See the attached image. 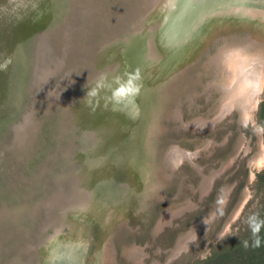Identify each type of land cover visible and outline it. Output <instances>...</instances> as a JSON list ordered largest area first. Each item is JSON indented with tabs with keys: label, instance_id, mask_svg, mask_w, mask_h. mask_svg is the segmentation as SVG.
I'll list each match as a JSON object with an SVG mask.
<instances>
[{
	"label": "rangeland",
	"instance_id": "rangeland-1",
	"mask_svg": "<svg viewBox=\"0 0 264 264\" xmlns=\"http://www.w3.org/2000/svg\"><path fill=\"white\" fill-rule=\"evenodd\" d=\"M26 1L0 0V264H12L15 258L23 264H40L45 244L61 224L56 217L73 219L70 213L80 188L91 191L90 199L104 200L113 208L111 212L124 207L122 217H113L109 227L101 224L100 216L89 205L80 209L84 217L79 214L77 219H89L82 231L89 243L82 264H94L91 258L104 238L108 249H113L115 264H191L203 260L214 245L240 228L245 206L251 210L259 200L256 183L257 174L264 169V125L258 112L264 105V83L255 123H244L234 108L212 127L184 124L216 118L229 71L220 63L212 64L210 58L225 61L223 56L232 49L223 51L225 45H244L257 31L246 23L216 28L207 46H199L193 59L167 83L164 106L156 121L161 130L152 139V158L161 172V183L155 192L151 189L144 194L143 189H134L129 170L134 164L130 157L137 152V145H131L138 141L141 127L125 131L118 141L110 116L117 112L111 106L112 80L124 76L126 44L143 23L137 11L146 0L130 4L134 14L126 26L111 15L114 28L105 18L103 0H37L27 7L22 4ZM87 8L91 16L85 19L82 13ZM43 12L49 22L45 32L39 31L35 27L38 22L33 20ZM116 15L121 18L124 13ZM102 18L107 24L97 36L94 31ZM145 24L155 34L159 23ZM96 38L99 48L94 41L89 59L87 51ZM147 41L155 47L158 40L152 36ZM63 45L64 50L71 45L75 54H64ZM241 50L238 68L249 72L247 64L254 62L244 60L254 52ZM81 96L93 106H82L81 112L89 116L83 124L78 118L74 120ZM66 103V115L52 112ZM174 113L180 117L174 118ZM163 126L168 130L163 132ZM22 138L27 147H22ZM179 149L188 151L191 158H183L174 167L166 157L169 151L180 155ZM98 157L108 158L114 167L89 169L87 163ZM213 173L208 192L204 182ZM105 175L108 179L102 181ZM189 203L196 207L177 215L173 224L158 226L169 212ZM25 205L29 209L12 216V209ZM210 215L209 226L190 238L179 255L174 254L180 236L189 233L198 219ZM61 231L72 236L68 223H63ZM138 249L142 250V260Z\"/></svg>",
	"mask_w": 264,
	"mask_h": 264
},
{
	"label": "bare ground",
	"instance_id": "bare-ground-1",
	"mask_svg": "<svg viewBox=\"0 0 264 264\" xmlns=\"http://www.w3.org/2000/svg\"><path fill=\"white\" fill-rule=\"evenodd\" d=\"M36 1L29 0L28 2H22V4L27 7L28 3H35ZM53 11L56 13V10ZM137 13L142 18L143 23L140 27L136 28L137 31L132 32V37L127 41V49L125 51L126 66L123 78L117 76L112 80L111 90L113 94L111 95V106L117 112L113 116L110 114V118L114 121L115 136L118 141L120 136L126 134L124 133L125 131H135L136 125L141 127V132L137 134L138 141L135 142L136 144L133 142L134 144L132 143L131 145H137V148L135 147L137 152L136 155L133 154L130 157L131 161H134V164L130 166L129 170L130 176L135 180L134 189L136 191L143 189L145 191L143 193L147 194L149 193L147 192L148 190H156L161 183V172L155 166L152 158V139L161 130V125H158L156 121L164 106L162 101H164L163 99L166 94L167 83L178 75L186 61L193 59L194 51L198 50L199 46L202 48L205 45L211 32L216 28L224 27L227 23H246L253 26L257 32L254 34V37L244 40V45H236L234 43L225 45L222 48L223 51L229 47L232 48L223 56L225 61L215 56L210 58L212 64L220 63L219 65L229 71V76L222 85L223 96L220 101V108L215 115L216 118L208 121L198 118L195 121L189 122V124H183L186 126L203 127L204 125H208L212 127L234 108L238 109L239 116L244 123H255L256 111L262 99L264 83V68L261 64L264 63V0H146ZM82 14L85 19L91 16L90 9H85ZM47 15L46 12H43L42 15L34 17L33 20L36 23L38 22L35 27L39 31L45 32L47 30V24L49 23ZM21 17L24 18L23 15ZM146 21L159 23L155 34L151 33V30L145 24ZM152 36H155L158 40L155 47L150 46L149 41H147ZM178 38H185V41L178 43ZM39 44L43 45L44 43L39 41ZM242 48L254 52V54H247V60H244L247 63L249 61L254 62L252 66H250L251 63L247 64L249 72L238 68L242 64L238 60L239 56L243 54ZM210 64L208 63V65ZM134 77L138 78L133 79ZM130 79L139 91L127 97H117L115 95L117 89L121 85L126 84ZM173 117L178 118L180 114L174 113ZM33 127L34 125L29 130L30 132ZM27 133L28 130H25L24 134ZM133 136L134 133L129 135V139H133ZM23 139H20V141L24 148L27 147V143ZM173 148L177 149L176 146H173ZM262 148H264V143ZM179 151L181 152L180 155H174V153L169 151L166 162L170 160L171 165L176 167L183 158H191V155H187L188 151L180 149ZM179 151H175V153ZM262 153L264 154V152ZM191 162L199 167L192 159ZM88 164L91 170H105L115 163H111L108 158L98 157L89 161ZM214 174L204 182L206 187L204 189L207 191L212 186ZM107 177L105 175L101 180L106 181ZM90 193L91 191L85 188L79 189L76 195L77 202L70 213L73 219L64 216L56 217V222L58 221L61 224H57L58 227L55 228L54 234L49 237V241L45 244L40 264H82L85 259L86 249L89 247L88 240L83 237L82 231L85 230V223L89 219L86 217L85 223L80 222L77 219L79 217L77 215L80 214L79 212L86 205L96 210V214L100 216L101 224L104 227H109L114 222L113 217L121 216L124 210L123 205L118 206L114 212H111L113 208L107 206L104 200L101 201L99 198L90 199ZM245 200L246 198L241 201L240 206H238L239 208L235 211L236 214ZM195 207L194 203H189L176 211L169 212L160 221L158 226L162 228L166 224H171L174 217L186 209ZM23 209L27 210L29 208L27 205L20 206L12 209L10 212L12 216H15ZM110 213H112L111 216L107 217ZM80 216L84 217L83 214H80ZM210 217L211 215L198 219L189 233L180 236L177 246L173 250L174 254H178L181 250L187 248L189 239H193L209 226ZM63 223H68L72 231L71 237L61 231ZM108 247L110 248L106 242V238H104L99 244L98 250L91 258L94 264H102L103 261L115 264L111 253L113 249L111 248L110 250ZM135 252L133 251L132 254L134 255ZM137 252L142 260V250ZM12 264H23V262L15 258ZM154 264L158 263L155 262Z\"/></svg>",
	"mask_w": 264,
	"mask_h": 264
},
{
	"label": "trees",
	"instance_id": "trees-1",
	"mask_svg": "<svg viewBox=\"0 0 264 264\" xmlns=\"http://www.w3.org/2000/svg\"><path fill=\"white\" fill-rule=\"evenodd\" d=\"M258 114L264 125L263 104ZM256 193L259 200L251 210L245 206L244 219L236 233L214 245L203 260L191 264H264V169L257 174Z\"/></svg>",
	"mask_w": 264,
	"mask_h": 264
},
{
	"label": "water",
	"instance_id": "water-1",
	"mask_svg": "<svg viewBox=\"0 0 264 264\" xmlns=\"http://www.w3.org/2000/svg\"><path fill=\"white\" fill-rule=\"evenodd\" d=\"M138 1H140V0H103L102 1V3L104 4V6H105V9L107 10L106 12H105V18L107 19V21L109 20V26L110 27H113L112 25V22H111V18H110V16L112 15L113 16V18H115V20L117 21V22H119V23H123V25H128V22L130 21V18L132 17V15L134 14V11L132 10V11H130V4H132V2H135V3H137ZM118 11H121V12H123L124 13V15L120 18V17H118V15H116V13L118 12ZM120 13V12H119ZM105 18H102L100 21H99V23H98V25H97V28L95 29V31H94V33L97 35V36H101V32H100V29L103 27V28H105V26H106V24H107V21H106V19ZM114 28V27H113ZM124 28V27H123ZM223 28V27H222ZM116 29V28H115ZM62 31V30H61ZM119 31V30H118ZM61 34V33H60ZM211 38V37H210ZM94 41H96L97 43H98V48H99V39H95V40H93V41H91V45H90V48H88L89 49V51H87V57L90 59V53H92V52H90V49L93 51V47H94ZM185 41V38L184 39H182V38H178V40H177V42L178 43H182V42H184ZM207 43H208V41H206L205 42V46H204V48L207 46ZM60 44V43H59ZM61 45V44H60ZM65 49V47H64V45H63V47H62V50H63V53L65 54V53H68V52H70V53H72V54H75V52H71V45L66 49V50H64ZM101 50L99 49V52H100ZM98 52V53H99ZM85 61L87 60V59H84ZM83 61V60H82ZM89 60H87V62H88ZM84 76V75H83ZM85 87L86 86H84V89H85ZM89 93H91L90 91H89ZM85 96V95H84ZM84 96H81V98H80V101H79V107L76 109V111H77V113H78V117H77V115L75 116V119L74 120H78L79 119V121L78 122H80L81 121V123L83 124L84 123V121H85V123L87 122V120H88V118H89V116H85L84 115V112H81V108H82V106L83 105H86V104H88L89 102H87V101H84ZM89 105L90 106H92L90 103H89ZM93 107V106H92ZM85 109H87L86 107H84V110ZM67 110H68V108H67V103H66V105H64L62 108H56V110L54 111H52L53 113H56V112H58L57 114H58V116L60 115V117L62 116V115H66L67 114ZM88 112L89 111H92V108L90 107L89 108V110H87ZM78 118V119H77ZM166 118V117H165ZM164 117L162 118V120L163 119H165ZM170 120H168V121H171V120H173L172 118H169ZM166 120V119H165ZM161 122H163V121H161ZM64 123V122H63ZM163 124V123H162ZM64 126H62V128H65L66 126H65V124H63ZM163 132H165V131H167L168 130V128H167V126H163ZM161 134V133H160ZM82 138V137H81ZM158 140H159V135H158V137H157V143H158ZM157 143H156V148H157ZM32 146V145H31ZM82 148H81V153H82ZM158 162H160V161H158ZM200 170H202V169H200ZM175 171V170H174ZM174 171H172V172H174ZM214 181V180H213ZM212 184H213V182H212ZM211 188H212V186H211ZM210 188V189H211ZM203 191H204V189H202ZM210 191V190H209ZM208 191V192H209ZM207 192V193H208ZM206 193V192H205ZM177 218H178V216L177 217H175L174 219H173V223H174V221L175 220H177ZM172 223V224H173ZM224 224V223H223ZM222 224V225H223ZM90 231H91V229H90ZM91 233V232H90ZM178 239V238H177ZM193 241V240H192ZM182 252V251H181ZM180 252V253H181ZM179 253V254H180ZM178 254V255H179Z\"/></svg>",
	"mask_w": 264,
	"mask_h": 264
},
{
	"label": "clouds",
	"instance_id": "clouds-1",
	"mask_svg": "<svg viewBox=\"0 0 264 264\" xmlns=\"http://www.w3.org/2000/svg\"><path fill=\"white\" fill-rule=\"evenodd\" d=\"M138 77H134L133 79H137ZM139 89L133 84V81L130 79L126 84L121 85L115 95L117 97H127L130 95H134L138 92Z\"/></svg>",
	"mask_w": 264,
	"mask_h": 264
}]
</instances>
